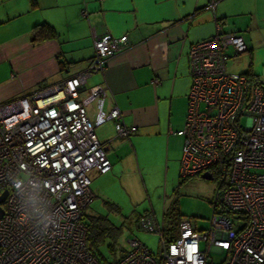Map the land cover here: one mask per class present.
Here are the masks:
<instances>
[{"label":"built area","instance_id":"obj_1","mask_svg":"<svg viewBox=\"0 0 264 264\" xmlns=\"http://www.w3.org/2000/svg\"><path fill=\"white\" fill-rule=\"evenodd\" d=\"M216 0H209L214 9ZM85 13V11H82ZM93 54L83 69L26 95L0 101V264H264V86L244 72L228 71L226 59L247 50L239 33L215 31L190 43V86L179 175L205 171L220 177L208 226L181 217L168 237L147 212L137 226L159 233L153 252L138 237L115 262L100 260L87 243L82 217L94 197L89 171H108L111 162L94 125L114 120L117 136L127 126L117 105L103 108L105 88L84 96L88 77L123 50L127 35L92 32ZM98 100L91 120L86 106ZM220 200L218 201V196ZM218 202L222 210L217 212Z\"/></svg>","mask_w":264,"mask_h":264},{"label":"crops","instance_id":"obj_2","mask_svg":"<svg viewBox=\"0 0 264 264\" xmlns=\"http://www.w3.org/2000/svg\"><path fill=\"white\" fill-rule=\"evenodd\" d=\"M208 3L35 0L31 5L30 0H0V101L26 95L86 67L93 54V31L126 34L127 46L109 56L104 69L92 73L80 90L84 96L91 85L101 84L104 110L117 105L124 124L137 126L121 137L114 120L95 124L111 167L104 173L93 171V181L100 179V189L117 176L144 178L154 167L164 168L166 176L179 174L183 138L175 131L182 127L187 107L190 43L212 34L218 20L222 30L242 35L252 66L261 67L264 0H216L214 9ZM43 21L55 28L57 36L34 43L33 26ZM260 77L251 74L257 81ZM86 107L93 119L98 100Z\"/></svg>","mask_w":264,"mask_h":264},{"label":"rangeland","instance_id":"obj_3","mask_svg":"<svg viewBox=\"0 0 264 264\" xmlns=\"http://www.w3.org/2000/svg\"><path fill=\"white\" fill-rule=\"evenodd\" d=\"M263 44L264 38L261 40V67L258 70L252 66L246 51L229 56L226 59L227 70L244 72L250 77L255 73L261 76L258 82L264 86ZM93 171L95 170L89 171L88 174L93 183L91 188L94 197L82 219L88 224L91 217L104 215L114 229L113 234L105 235L98 243L97 249L102 261L118 260L128 250L127 240L133 236L138 237L153 252L158 250L159 233L146 231L137 226L138 219L147 212H150L160 224L162 222L164 225L170 224L173 216L179 214L181 217L191 218L197 228L207 227L220 188V177L216 172L211 178L203 177L202 173L187 177H182L178 173L166 176L164 168L154 167L146 176L144 173V178L125 176L124 179L117 176L112 181L103 182L99 189L101 182L99 178L96 179L98 187L95 186ZM221 210L222 206L218 202L216 211Z\"/></svg>","mask_w":264,"mask_h":264},{"label":"trees","instance_id":"obj_4","mask_svg":"<svg viewBox=\"0 0 264 264\" xmlns=\"http://www.w3.org/2000/svg\"><path fill=\"white\" fill-rule=\"evenodd\" d=\"M31 5L35 3V0H30ZM32 41L34 43L41 42L43 40L53 38L57 36L55 28L48 22H38L34 24L32 29ZM85 212V211H84ZM181 219L179 214L173 216V220L170 224L165 225V231L170 238L177 232L178 222ZM164 221V218H163ZM110 222L104 215L94 216L89 219L87 225V243L90 250L99 258L98 243L103 239L105 235L113 234L114 229L110 226ZM100 259V258H99Z\"/></svg>","mask_w":264,"mask_h":264},{"label":"water","instance_id":"obj_5","mask_svg":"<svg viewBox=\"0 0 264 264\" xmlns=\"http://www.w3.org/2000/svg\"><path fill=\"white\" fill-rule=\"evenodd\" d=\"M104 148H105V146H104ZM202 176L205 177V178H211L212 174L209 171H205V172L202 173ZM6 193H7V189L3 190L0 193V215L3 212V208L1 206V202L4 200Z\"/></svg>","mask_w":264,"mask_h":264}]
</instances>
